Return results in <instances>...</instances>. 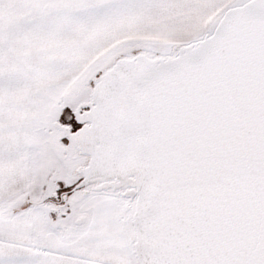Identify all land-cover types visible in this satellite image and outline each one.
Here are the masks:
<instances>
[{"label": "snow or ice", "instance_id": "obj_1", "mask_svg": "<svg viewBox=\"0 0 264 264\" xmlns=\"http://www.w3.org/2000/svg\"><path fill=\"white\" fill-rule=\"evenodd\" d=\"M0 264H264V0H0Z\"/></svg>", "mask_w": 264, "mask_h": 264}]
</instances>
